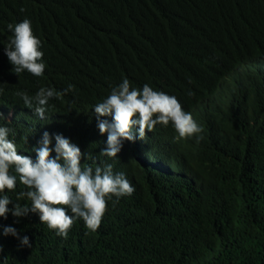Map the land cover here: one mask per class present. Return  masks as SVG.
Returning a JSON list of instances; mask_svg holds the SVG:
<instances>
[{
	"label": "trees",
	"instance_id": "1",
	"mask_svg": "<svg viewBox=\"0 0 264 264\" xmlns=\"http://www.w3.org/2000/svg\"><path fill=\"white\" fill-rule=\"evenodd\" d=\"M24 18L42 41L39 78L15 74L5 55L7 25ZM124 78L199 109L203 139H180L181 156L175 129L159 125L149 143L124 141L117 158H99L135 192L108 203L95 233L77 220L65 239L38 214L0 217L32 243L19 248L0 230V264H264V0H0V125L14 130L20 154L35 160L47 131L98 156L107 134L94 106ZM69 84L45 120L16 95ZM23 188L7 193L9 208Z\"/></svg>",
	"mask_w": 264,
	"mask_h": 264
},
{
	"label": "clouds",
	"instance_id": "2",
	"mask_svg": "<svg viewBox=\"0 0 264 264\" xmlns=\"http://www.w3.org/2000/svg\"><path fill=\"white\" fill-rule=\"evenodd\" d=\"M237 15L247 18L241 12ZM7 28L12 36L6 44L5 55L13 66L12 71L18 76L27 71L35 77H42L47 65L41 50L42 41L35 35L31 20L24 18L19 23L8 24ZM110 32L113 34L114 31ZM252 68L253 64L248 67ZM72 91L74 85L69 84L63 90L41 87L34 95L23 91L16 95L40 120H45L50 101L63 99ZM195 110L197 114L201 112L195 108L185 111L177 97L154 90L148 84L134 88L124 78L102 102L94 106L99 131L102 135L107 134V146L98 156L91 152L83 153L78 145L62 134L45 131L38 146L33 148L36 153L34 160L19 153L15 140L10 138L14 130L0 125V217L6 219L9 213L16 218L38 214L41 223L65 239L77 220H83L88 231L95 233L108 211V203L112 202L115 207L122 197L135 192L125 173L114 171L113 164L99 158H117L124 141L134 143L138 139L135 145L139 147L149 143L150 132L159 125L175 129L172 145L178 150L187 149L180 139L195 138L197 143L203 139V128L194 119ZM179 152L184 155L182 150ZM85 156L86 161H92L96 166L82 163ZM154 166H158L156 171L160 168L169 172L173 168L161 163ZM18 184L24 188L17 194L14 206L9 208L13 200L7 193L15 191ZM22 200L26 202L21 203ZM0 230L5 237H15L19 248L32 247L30 238L21 235L15 227L0 225ZM3 252L4 247L0 244V255Z\"/></svg>",
	"mask_w": 264,
	"mask_h": 264
},
{
	"label": "bare ground",
	"instance_id": "3",
	"mask_svg": "<svg viewBox=\"0 0 264 264\" xmlns=\"http://www.w3.org/2000/svg\"><path fill=\"white\" fill-rule=\"evenodd\" d=\"M263 65V64H262Z\"/></svg>",
	"mask_w": 264,
	"mask_h": 264
}]
</instances>
